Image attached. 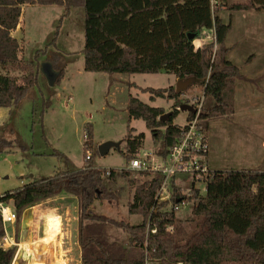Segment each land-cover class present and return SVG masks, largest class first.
I'll list each match as a JSON object with an SVG mask.
<instances>
[{
    "label": "trees",
    "instance_id": "trees-1",
    "mask_svg": "<svg viewBox=\"0 0 264 264\" xmlns=\"http://www.w3.org/2000/svg\"><path fill=\"white\" fill-rule=\"evenodd\" d=\"M64 7L66 16L74 7L84 9V69L113 73H172L179 79H194L206 95H214L217 104L202 108L204 126L208 120L223 116L234 105L232 82L242 77L241 68L229 58L227 35L233 18L227 21L220 15L223 5L236 11L263 10L264 0L230 2L222 0L212 11L210 0H0V107L14 108L28 96L37 84L39 71L32 61L24 58L21 43L13 35L21 22L25 5ZM231 15V14H230ZM216 27L217 48L210 43L195 48L189 35L198 37L204 30ZM54 82L64 76L58 62L53 61ZM59 69V70H58ZM23 73L21 79L11 72ZM151 98L178 99L184 90L174 85L165 88H145ZM173 110L165 120L163 107L152 106L138 97L130 96L129 117L143 119L151 130L157 154L166 157L185 125L174 123L179 112ZM189 111L187 120L194 116ZM221 118V117H220ZM10 123L0 126V151L13 145ZM7 127L8 130H7ZM130 128L125 135L127 163L137 155L145 142L143 131ZM85 161L77 170L57 172L42 177L0 195L9 203L20 220L30 206L62 194L72 195L79 202V234L81 264H264V170L237 167L213 169L205 192L194 188L191 195L173 184L171 200L182 203L194 201L192 229L184 234L176 224L174 210H163L167 201L157 204L156 193L162 181L159 173L140 171L147 179L135 188L128 204L130 214L141 215L139 223L116 220L95 210V201L116 199L108 181L118 175L115 169L96 167L93 155V127L86 126ZM109 171V174L107 172ZM174 183V181H173ZM179 199L177 202L176 200ZM156 226L157 232H147ZM170 226L173 228L170 229ZM121 230L119 239L111 230ZM5 228L0 216V240ZM15 246L0 247V264H11Z\"/></svg>",
    "mask_w": 264,
    "mask_h": 264
},
{
    "label": "rangeland",
    "instance_id": "rangeland-1",
    "mask_svg": "<svg viewBox=\"0 0 264 264\" xmlns=\"http://www.w3.org/2000/svg\"><path fill=\"white\" fill-rule=\"evenodd\" d=\"M227 7L223 5L220 15L226 21L233 18L226 40L227 45L234 47L229 58L242 72L247 68H264V11L232 13ZM63 13L64 7L57 4L24 6L22 26L17 32L20 54L34 63L39 74L37 84L18 107L9 108L10 111L0 107V126L10 123L13 133L5 135L14 137L15 141L0 151V195L57 172L80 169L85 161L86 126L91 124L92 163L96 167L113 168L118 173L114 181H108L116 199L96 200L95 210L116 220L139 223L143 217L130 214L128 204L136 186L147 177L127 168L125 135L130 128H135V133L143 131L146 135L141 149L157 151L158 144L153 142L151 130L143 119H130L127 111L130 96L163 107L165 113L173 110L175 102L200 105L202 111L216 105L217 99L206 95L201 84L193 82L176 100L152 99L145 88H165L177 83L174 74L164 71L110 74L85 70L84 9L74 7L62 17ZM253 54L256 59L246 66L243 57ZM53 61L58 62L64 75L59 83L54 82L56 77L51 79L55 73ZM11 74L19 79L23 75L20 71ZM243 85L246 83L234 89V105L223 116L208 120L209 161L215 169L264 170V99L258 102L247 99ZM251 87H255V82H250ZM187 115L188 111L179 109L174 123L184 125ZM109 140L121 141L120 149L113 147L101 155L98 146ZM192 181L191 174L180 175L177 186L187 193ZM170 197L171 193L163 210H174L177 226L187 234L193 225L194 201L186 199L175 204ZM9 204L13 207L12 201ZM78 216L79 202L74 196L62 195L26 208L19 221L6 224L8 232L15 237L12 246L16 252L11 264H81ZM111 231L119 239L125 238L121 230ZM26 241L30 242L28 247L23 244Z\"/></svg>",
    "mask_w": 264,
    "mask_h": 264
},
{
    "label": "built area",
    "instance_id": "built-area-1",
    "mask_svg": "<svg viewBox=\"0 0 264 264\" xmlns=\"http://www.w3.org/2000/svg\"><path fill=\"white\" fill-rule=\"evenodd\" d=\"M221 1L210 0L212 11L220 6ZM210 43L214 44L215 51L217 48L215 26L204 30L198 37L193 38L195 48H201ZM192 106L195 111L194 116L186 120L184 124L185 128L182 130L175 144L170 147L166 157L159 156L156 151H152L151 149H140L137 155L131 158L128 163L127 168L131 170L137 172L148 171L161 175L162 181L155 196L157 204L167 201L170 193L172 197L173 184L177 186V178L180 175L191 174L193 177L191 185L187 188V193H184L185 195H191L194 188L205 192L207 180L212 177L213 169L210 168L208 162L210 142L207 128L200 117L201 106ZM84 139L86 140V134L84 135ZM90 152V150L86 151L87 157L91 156ZM107 174H109V171ZM186 199L188 198L184 200ZM0 216L5 228V234L0 240V247L7 249L15 244V237L8 232L6 224H13L17 220V215L9 203L0 200ZM172 228L170 226V229ZM147 232H157L156 226H150V219L148 220Z\"/></svg>",
    "mask_w": 264,
    "mask_h": 264
},
{
    "label": "crops",
    "instance_id": "crops-1",
    "mask_svg": "<svg viewBox=\"0 0 264 264\" xmlns=\"http://www.w3.org/2000/svg\"><path fill=\"white\" fill-rule=\"evenodd\" d=\"M23 9H24V7H23ZM22 16H23V13H22ZM21 21H22V19H21ZM21 26H22V23L20 22V24L18 25V27L16 28V30H14L12 32L13 35L16 38H18L19 40H20V38L18 37L17 32L19 31V29H20ZM231 46L232 45H230V47ZM232 50H234V47L233 46L230 48V51L229 52H232ZM243 58H244L243 61H245L246 66H247V65H249L250 63H252L256 59V56L253 54V55H249L247 58H245V57H243ZM250 70H253L254 72L253 71L247 72V71H250ZM246 72H247V75L244 74ZM242 73H243V75H242L241 78L234 79L233 80V82L231 84L232 87H233V90L234 89H238L239 87L241 88L240 85L246 83V86L245 85H243V86H244V89L246 90V93H248L247 94V99H255L257 102L259 101V99H264V68H262V67H258V68H254V69L253 68H247L246 71L245 72H242ZM242 79H244L245 81H243ZM251 81L252 82H255V87L254 88H252V87L250 88V82ZM252 89L255 90L256 93L255 92L252 93ZM233 94H234V91H233ZM6 109L8 110L9 108H6ZM9 111H10V109H9ZM209 155H210V153H209ZM209 155H208V162L210 163V161H209ZM211 167H213V166L211 165ZM213 168L215 169V167H213ZM62 195L67 196V197L72 196V195H68V194H62ZM62 195L57 196L55 198H58V197L61 198ZM55 198H52V199H55Z\"/></svg>",
    "mask_w": 264,
    "mask_h": 264
},
{
    "label": "water",
    "instance_id": "water-1",
    "mask_svg": "<svg viewBox=\"0 0 264 264\" xmlns=\"http://www.w3.org/2000/svg\"><path fill=\"white\" fill-rule=\"evenodd\" d=\"M195 36L194 35H189V38L190 39H193ZM48 74L51 76L52 75V69H48ZM194 81V79L190 78V79H179L177 80V83L175 85V88L177 91H180V90H184L190 83H192ZM179 109L181 110H186V111H194V107L188 103H184V104H181L179 106ZM171 114V111L169 112H166L164 113L160 119L162 120H165L169 117V115ZM120 145H121V141H112V140H109V141H105L103 143H101L99 146H98V150H99V153L101 155H106L111 148H117V149H120ZM177 202L179 201V199L176 200Z\"/></svg>",
    "mask_w": 264,
    "mask_h": 264
},
{
    "label": "bare ground",
    "instance_id": "bare-ground-1",
    "mask_svg": "<svg viewBox=\"0 0 264 264\" xmlns=\"http://www.w3.org/2000/svg\"><path fill=\"white\" fill-rule=\"evenodd\" d=\"M23 244L28 247V245L30 244V242L26 241V242H23Z\"/></svg>",
    "mask_w": 264,
    "mask_h": 264
}]
</instances>
